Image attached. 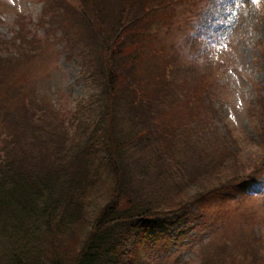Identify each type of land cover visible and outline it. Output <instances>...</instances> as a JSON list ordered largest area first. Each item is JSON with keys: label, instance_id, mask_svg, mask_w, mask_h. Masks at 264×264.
<instances>
[{"label": "trees", "instance_id": "16d2710c", "mask_svg": "<svg viewBox=\"0 0 264 264\" xmlns=\"http://www.w3.org/2000/svg\"><path fill=\"white\" fill-rule=\"evenodd\" d=\"M57 1L54 24L74 38L89 67V93L65 127L56 115L31 120L19 86L5 94L1 123L17 130L0 157V264L152 263L171 239L170 224L195 222L207 203L252 181L264 169V153L260 168L244 164L233 172L231 165L243 166L235 155L220 174L213 170L227 144L214 117L215 82L205 80L212 61L203 57L181 69L160 46L158 53L172 58L164 69L154 50L133 61V51L149 45L147 35L169 33L183 14L191 25L202 0H79L80 13ZM63 47L71 52L68 42ZM145 71L151 83H143ZM8 76L0 69V88ZM192 98L203 105L201 117L197 111L186 124L176 110L182 103L188 110ZM192 187L202 193L191 198ZM221 244L223 252L206 264H235L247 252L252 264H264L262 249L259 258L247 242Z\"/></svg>", "mask_w": 264, "mask_h": 264}, {"label": "rangeland", "instance_id": "374dc122", "mask_svg": "<svg viewBox=\"0 0 264 264\" xmlns=\"http://www.w3.org/2000/svg\"><path fill=\"white\" fill-rule=\"evenodd\" d=\"M59 1L66 3L73 13L82 10L79 0ZM58 4L57 0H0V69L4 75L9 74V84L0 88V105L11 85H17L22 90L20 101L30 111L31 120L38 117L52 120L56 115L58 122L62 121L65 127L76 115L77 103L89 93V67L83 66L76 55L74 38L62 29L60 34L54 24L60 18L55 14ZM180 8L176 7V11ZM194 14L197 15L189 21L191 25L184 23L183 14L179 24L174 25L169 33L160 31L158 35H147L149 45L143 44L145 50L141 52L133 51L136 57L133 61L141 57L148 59L154 50L164 69L172 58L160 55L159 46L163 52L179 59L181 69L193 60L201 62L203 57L212 61L213 70L205 80L215 82L216 97L212 99V105L217 110L214 117H218L221 123L217 125L227 144L220 154L223 158L216 162L213 170L220 174L224 166L228 168L227 161L235 155L243 166L231 165L233 172L239 168L245 170L244 164L260 168L263 162L259 159L264 153L261 128L264 124V0H202ZM194 14H187V17ZM72 17L75 21L77 14ZM67 21L72 19L67 17ZM63 41L68 42L71 52L63 47ZM6 57L10 59H2ZM16 72V78L12 80L11 76ZM190 73L194 75L197 70ZM146 74L147 71L143 75V83H151V76ZM191 86L190 82L186 83V87ZM202 91L205 92V87ZM145 93L151 96L153 90L147 86ZM199 102V99L194 101L192 98L186 111L180 109L183 103L178 105L179 120L193 123L194 116L191 115L197 111L201 117L203 105ZM200 125L201 122L197 124L198 129ZM15 130L14 125L2 124L0 117L1 158L4 156L2 146L11 142ZM185 135L191 136L188 132ZM214 179L215 176L207 186ZM215 185L210 188H215ZM241 186L234 192H228L222 202L212 200L207 203L202 211H197L195 222L185 219L170 224L169 243L167 241L159 250L154 262L148 263L206 264L223 252L221 243H227V247L230 243L245 246L244 242H247L260 258L257 250L262 249L264 253V169L260 168L252 181ZM200 193L201 190L194 189L190 192L191 198ZM247 237L256 241L246 240ZM144 247L140 243L138 250L142 253ZM251 261L252 255L249 257L247 252L235 264H252Z\"/></svg>", "mask_w": 264, "mask_h": 264}]
</instances>
